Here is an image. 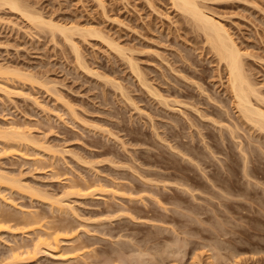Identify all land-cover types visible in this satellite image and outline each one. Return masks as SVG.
I'll use <instances>...</instances> for the list:
<instances>
[{"label":"rangeland","instance_id":"1","mask_svg":"<svg viewBox=\"0 0 264 264\" xmlns=\"http://www.w3.org/2000/svg\"><path fill=\"white\" fill-rule=\"evenodd\" d=\"M198 1L229 29L264 105V0ZM19 2L103 37L71 33L81 66L61 32L0 5V129L21 126L30 140L0 138V173L21 186L0 182V264H97L99 249L127 244L154 264H264V130L232 108L224 67L193 20L172 0ZM28 211L55 222L31 227ZM56 222L73 224L75 241L36 242L31 254ZM73 242L86 252L62 259Z\"/></svg>","mask_w":264,"mask_h":264},{"label":"bare ground","instance_id":"2","mask_svg":"<svg viewBox=\"0 0 264 264\" xmlns=\"http://www.w3.org/2000/svg\"><path fill=\"white\" fill-rule=\"evenodd\" d=\"M172 2H173V4L177 7V8H179L180 10H182L183 12H185L192 20H193V22L195 23V25H196V27H198L202 32H204L203 34H204V36L206 37V40L205 41H208L209 42V45L211 46L210 48H212V50L216 53V55H217V60L219 61V63H222V65H223V67H224V70H225V77H226V90L229 92V103H231V105H232V108H234L235 109V111L237 112V114H238V116H242L245 120H247V121H249V122H251L253 125H255V126H257L259 129H263L264 130V105H261V106H259L257 103H260V101H262V98L259 96V92H258V90H257V87L253 84V81H251L250 80V78H249V76H248V72H246L245 71V68H244V66H243V63L244 62H242L243 60V52L242 51H240V48L238 47V45L236 44V42L234 41V39H233V36L231 35V33L229 32V29L224 25V23H223V21L221 22L218 18H216L214 15H212L211 13H209L207 10H204L203 9V5L202 6H200V4H199V1L198 0H172ZM1 4H5V5H8L11 9H14V10H16L17 12H21L22 14H23V16H25V17H27L28 19H33L34 20V22H37V24L38 23H40L39 25H43V24H45L46 23V25L48 24L49 25V27H50V29L52 28V30L53 29H56V30H58L59 32H61L62 34H63V36L68 40V41H70V45L72 46V49L74 50V52H75V55H76V59H77V61H78V63L82 66V61H81V59H80V54H79V51H78V47H77V45L73 42V39H72V32L74 31V33L77 31L78 33H80L81 35H82V33H83V36L84 35H86V34H91V35H95V36H100V37H103V36H101L100 35V33H98L97 31H95V30H93V29H91V27H88V28H82V27H78V25H64V24H59V23H56V22H53V20L51 21V20H49V21H47V20H43V17L41 16V14H37V12H36V14L34 15V14H32L31 12H30V10L28 9H26L20 2H19V0H0V5ZM27 7V6H26ZM206 9V8H205ZM32 11V10H31ZM214 14V13H213ZM32 21V20H31ZM41 23H43V24H41ZM47 25V26H48ZM71 35V36H70ZM105 41H107V45L111 48V49H114V50H117V51H121L120 53L122 54L123 52V49L121 50V47L118 45V44H116L115 42H113V41H111V40H107V39H105ZM207 42V43H208ZM127 57V56H126ZM132 57H127V59H128V62H129V64H130V68H131V70L134 72V74L137 76V78H138V80L141 82V83H143L144 85H148V84H146L147 82H145V79H144V77L142 76V73H141V71L139 70V68H138V66H137V64L131 59ZM183 69V68H182ZM187 70H189V69H187ZM183 71V70H182ZM192 72V71H191ZM192 74H194V73H192ZM190 75H191V73H190ZM192 76V75H191ZM196 85L197 86H199L200 84L199 83H196ZM148 87V90H149V92L151 91V93H153V94H156L155 93V89H154V91H153V89L151 88V86H150V84H149V86H147ZM199 87H201V85L199 86ZM201 89V88H200ZM152 94V95H153ZM157 95H159L158 93H157ZM162 97V96H161ZM163 98V97H162ZM253 98L255 99V102H256V104H255V102H254V100H253ZM220 99H221V97H220ZM162 100V99H161ZM164 100V102L163 103H165V104H168V102H166V98H164L163 99ZM162 100V101H163ZM220 101V100H219ZM223 101V100H222ZM263 106V107H262ZM199 114L200 115H202L203 113H201V112H199ZM203 115H205V114H203ZM214 120V119H213ZM18 126V125H17ZM17 126H15L14 127V125H13V128H11V129H9V130H6L5 129V131H3L2 129H0V133H1V136H0V138H2L1 140L2 141H4V140H11V141H16V140H23V138L24 139H27V140H29V138H28V136H26L25 137V135H24V131H25V128L24 129H21L20 127L18 128ZM12 127V126H11ZM1 130H2V132H1ZM0 140V142H2ZM10 141V142H11ZM30 141V140H29ZM5 142H8V141H5ZM9 142V143H10ZM21 141H19V143H20ZM8 143V144H9ZM6 144L7 143H5V145L4 146H6ZM11 144H13L12 142H11ZM11 144H9V145H11ZM14 144H18L17 142L16 143H14ZM15 145V146H16ZM13 146V145H12ZM2 170V169H1ZM5 172V171H4ZM4 172H2V173H0V182H1V180L2 179H4V180H2V182L3 181H5V182H7V180L9 181V183L7 182V184H10V181L12 182V180L14 179L13 177L11 178L10 176V178H11V180L10 179H7L8 177L5 175V173ZM4 173V174H3ZM18 178H16V180H17ZM15 180V179H14ZM13 181V182H17V181ZM19 180V179H18ZM20 181V180H19ZM18 183V182H17ZM16 183V184H17ZM22 183V182H21ZM3 184V183H2ZM13 184L14 183H11L10 185H9V188L8 189H11L12 187L11 186H13ZM22 184H24V183H22ZM4 185V184H3ZM6 186V185H5ZM5 186H3V187H5ZM8 186V185H7ZM15 186V185H14ZM18 186L19 187H21L20 186V184L18 183ZM18 186L16 185V188H18ZM25 186V185H24ZM27 186V185H26ZM28 187V186H27ZM26 188V187H25ZM3 190V189H2ZM0 191H1V189H0ZM15 191H17V189L15 190ZM19 191V190H18ZM29 191H32V190H29ZM31 193V192H30ZM33 193H37V192H33ZM33 193H31V194H33ZM21 194H23V193H21ZM35 195H37V197H38V193L37 194H34V197H35ZM28 196H29V193H28ZM45 196V197H44ZM48 196V195H47ZM46 195H39V197H41V198H48ZM30 197H33V196H29V198ZM37 197H35V199L37 198ZM53 197H51V199H52ZM43 199L41 200V201H43ZM50 198H48L47 200H49ZM50 199V200H51ZM54 200H52V201H54L57 205L55 206H53V204H52V201H50V203H51V205L50 206H53V207H57L58 209H60L59 211L61 212V210H65V207H66V212H67V207H68V210H69V205L70 204H64V203H61V199L58 197V198H53ZM45 200V199H44ZM62 202H63V200H62ZM49 203V201L47 202L46 201V204H48ZM56 208V209H57ZM70 208H71V206H70ZM49 210L50 209H52V208H48ZM7 210V209H6ZM6 210H5V212H6ZM46 210V209H45ZM1 211V210H0ZM4 211V210H3ZM35 211V210H34ZM34 211H28V213L30 212V214H27L26 213V217L24 216V219L27 221L26 222V224H32V226L31 227H33V226H35L36 227V225L35 224H37V223H39L40 221V219H42L43 218V220H44V222H46L47 224H48V222L50 221V223L52 222V220H54L55 218H53L52 220L51 219H48L47 220V218H46V220H45V215L43 216V215H40L38 212H34ZM37 211V210H36ZM51 211V210H50ZM59 211H56V212H59ZM4 212V213H5ZM27 212V211H26ZM46 212V211H45ZM64 212V211H63ZM32 213H34V214H32ZM44 213V212H43ZM47 213V212H46ZM0 214H2V212H0ZM32 214V215H31ZM42 214V213H41ZM5 215V214H4ZM28 215H29V217H28ZM31 215V216H30ZM50 215H52V214H50ZM59 215V214H58ZM3 216V215H2ZM1 216V218H0V224L1 225H3L4 223H2V221H3V217ZM10 216V215H9ZM53 216H55V215H53ZM48 217V216H47ZM52 217V216H51ZM8 217H6L5 216V219H7ZM27 218L29 219V221L27 220ZM9 219L10 218H8L7 220H8V222H10L9 221ZM16 219V218H15ZM58 219V218H57ZM57 219H56V221H57ZM60 220H61V217L59 218ZM65 219V218H64ZM20 220V219H19ZM23 220V219H22ZM25 220L23 221V223L25 222ZM43 220H42V222H43ZM59 220V221H60ZM66 221V220H65ZM54 222H55V220L53 221V224H54ZM62 222V221H61ZM61 222H59V224H57L58 222H56L55 223V225L57 224V226L55 227V229H57V231L58 232H56V230L54 229V228H52V229H54V230H52L51 229V233L53 234L52 236H51V234L49 233L50 231H43V233L41 232L40 233V235H43L44 234V236L45 237H47V239L49 240V236L50 237H52V240H51V238H50V240H49V242H47L46 241V239L44 240V241H37V238H36V240H34L35 242H33L32 243V249L29 251L28 249H25V250H27L26 251V253L29 251V252H33V247L35 248V252H33V254L34 253H36L37 251H39V250H37L36 251V249H37V247H38V244L37 243H43V242H45V246H47L48 247V245L50 246V248L52 247H55V248H58L59 247V245H58V243H60V239H62V240H72L73 239V236L72 237H69L68 235H67V233L70 231V232H73L72 231V226H73V224L72 225H68V223H61ZM68 222H70V221H68ZM6 224V223H5ZM22 224V223H21ZM25 224V223H24ZM70 224V223H69ZM0 225V228L2 227ZM23 225V224H22ZM38 225V224H37ZM40 225V224H39ZM44 225V224H43ZM42 225V226H43ZM54 225V226H55ZM7 226V225H6ZM10 226V225H9ZM41 226V227H42ZM45 226V225H44ZM49 226V225H48ZM75 226V225H74ZM12 227V226H11ZM50 227H52V226H50ZM9 228V227H8ZM30 228V227H29ZM43 228V227H42ZM34 229V228H33ZM45 229H46V226H45ZM44 229V230H45ZM49 228H47V230H48ZM35 230H37V228H35ZM42 230V229H41ZM84 230V229H83ZM32 231V230H31ZM37 231H39V230H37ZM48 234H47V233ZM60 232H62V234H66V236H68L69 238H67V239H64L63 237L61 238V237H59V233ZM75 233V232H74ZM60 235V236H63V235ZM72 234V233H71ZM76 236V235H75ZM75 238V237H74ZM74 240V239H73ZM72 240V241H73ZM50 241H52V242H50ZM59 241V242H58ZM75 241V240H74ZM37 242V243H36ZM77 242H79V241H77ZM81 242V241H80ZM46 243H48V245L46 244ZM44 244V243H43ZM80 244V243H79ZM82 244V243H81ZM80 244V245H81ZM87 244V243H86ZM85 244V245H86ZM117 244V243H116ZM167 244V243H166ZM165 244V245H166ZM37 245V246H36ZM66 245H68V244H66ZM69 245H73V246H69V248H68V246H66L68 249H66V251H65V248H64V250L63 251H61L60 253H59V256H61L60 254H62L63 253V258L62 259H64V258H75V257H77V256H80V254L81 253H84V252H86V250L85 249H83L84 251H82L80 248H84V243H83V245L84 246H80V245H78V244H76V243H74L73 242V244L72 243H70ZM122 245V244H121ZM138 245H140V244H138ZM137 245V246H138ZM24 246H26V245H24ZM58 246V247H57ZM113 246H115V245H113ZM112 246V247H113ZM118 246V245H117ZM128 246L129 247H131L130 249L128 248ZM133 246H136V245H133ZM146 246V245H145ZM168 246V245H167ZM170 246V245H169ZM18 247V246H17ZM16 246H15V249H14V247H12L13 249V251H15L16 250V248H17ZM86 247V246H85ZM122 247V248H121ZM125 246H119V248L117 247V249L114 247V249H112L111 248V250L113 251L112 253H111V250H109V248L108 249H102V250H100L99 249V251H98V255H97V259L94 257L93 258V261H94V259H96V261H97V264H112V262H113V264H115L116 262L117 263H119V264H139L138 262H140L141 264H142V262L144 263L145 261H147V259L149 260V262H150V259H152L153 260V264H154V262H157L159 259H157V258H159V257H156L155 258V255L153 256L152 255V253H151V255L152 256H150V253L148 254V250L147 251H144V253L142 252L143 251V249L144 250H146L145 248H143V249H139V250H137V249H135V247H133L132 248V246H130V245H128L127 244V250L129 249V250H136V252H128L125 248H124ZM139 247V246H138ZM141 247H142V245H141ZM140 247V248H141ZM143 247H144V245H143ZM150 247V246H149ZM148 247V248H149ZM171 247V246H170ZM11 248V247H10ZM19 248V250L22 248V246H20V247H18ZM17 248V249H18ZM54 248V249H55ZM162 248V247H161ZM166 248V247H165ZM38 249H41L40 247L38 248ZM53 249V250H54ZM80 249V251H82V252H79L78 253V250ZM62 250V249H61ZM69 250V251H68ZM74 250L76 251V252H74ZM97 250V249H96ZM150 251H151V249H149ZM173 250V249H172ZM17 251V250H16ZM73 252V253H75L74 255H72V256H70V255H66L67 253H70V252ZM124 251H127V253L125 252V254H124ZM138 251V252H137ZM22 252V251H21ZM24 252V251H23ZM32 252H31V254H32ZM64 252H65V254H64ZM172 252H174V251H172ZM16 253H19L20 254V252H16ZM133 253V254H132ZM145 253H147L146 255H148L147 256V259H145L146 258V256L144 255ZM19 254H17V256L16 255H13V257H11L12 259H10V260H14L15 261V259L19 256ZM131 254V255H130ZM161 254V253H160ZM160 254H158V255H160ZM93 255H94V253H93ZM102 255H104V257L102 256ZM31 256V255H30ZM33 256V255H32ZM82 256H84V255H82ZM90 256V255H89ZM101 256V257H100ZM16 257V258H15ZM88 257V256H87ZM86 257V258H87ZM93 257V256H92ZM103 257V258H102ZM149 257V258H148ZM151 257V258H150ZM88 258H90V257H88ZM100 258V259H99ZM65 259V260H66ZM80 259V258H79ZM82 259V258H81ZM99 259V260H98ZM155 259H157V261L155 260ZM78 260V259H77ZM90 260V259H89ZM88 260V262H89V264H90V262L91 261H89ZM155 260V261H154ZM84 261V260H83ZM87 261V260H86ZM95 261V262H96ZM102 261V262H101ZM114 261H116V262H114ZM235 261H237V260H235ZM81 262V261H80ZM78 262V264H86V262L84 261V262ZM101 262V263H100ZM122 262V263H121ZM137 262V263H136ZM150 262V263H151ZM77 263V262H76ZM91 264H92V262H91ZM93 264H94V262H93ZM96 264V263H95ZM156 264V263H155ZM211 264V263H210ZM213 264V263H212ZM218 264H223V263H221V262H219ZM228 264V263H227Z\"/></svg>","mask_w":264,"mask_h":264}]
</instances>
